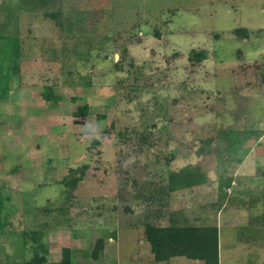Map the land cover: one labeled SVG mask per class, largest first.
I'll return each mask as SVG.
<instances>
[{
  "label": "rangeland",
  "instance_id": "obj_1",
  "mask_svg": "<svg viewBox=\"0 0 264 264\" xmlns=\"http://www.w3.org/2000/svg\"><path fill=\"white\" fill-rule=\"evenodd\" d=\"M37 1L0 0V264L32 258L30 229L51 262L204 264L154 260L160 211L216 226L220 264H264V0Z\"/></svg>",
  "mask_w": 264,
  "mask_h": 264
},
{
  "label": "trees",
  "instance_id": "obj_2",
  "mask_svg": "<svg viewBox=\"0 0 264 264\" xmlns=\"http://www.w3.org/2000/svg\"><path fill=\"white\" fill-rule=\"evenodd\" d=\"M38 3L44 5V9H47L48 5V7L52 6L59 10L62 4L61 0H47L37 1L34 5H37ZM235 32L239 34H246L247 30L245 28H237ZM122 50L123 51L121 52L120 59L115 61L114 63V68L116 71L125 72L128 75L129 73H132L129 68L134 66L135 59L131 58L132 56L129 55L128 49L123 48ZM189 58L191 60H197V62H201L206 58V53L204 51L192 50ZM168 60H170V58L166 57V61ZM126 65L129 68H125ZM137 70V74L131 77L135 82L144 76L143 68H138ZM124 81L127 82L125 77L121 78L119 83H121V85H124ZM49 87L50 90H47L46 87V90H43L44 92L42 94L44 98H55V93L53 90L54 86L50 85ZM132 89L137 91L141 88H139V86L136 84V86H132ZM8 90L9 86L7 80L5 85L0 88V92L2 93L1 96L5 97V94ZM88 111V105H80L76 114L79 117H85L87 116ZM171 154L172 155H169V157H175L173 153ZM87 167V164H83L78 168L70 167V173L76 175L73 176L69 174L64 176L61 180V183L65 187L74 189L77 184L83 179ZM161 191L162 193H168V191L166 190ZM163 218L164 215L160 211V213L157 214V218H155L157 222H155L154 220H150V222H147L145 225L146 239L150 244V249L154 255V260L156 262H165L174 257L181 256L188 259L203 261L204 264H220L218 241L219 237L218 229L216 226L189 225L187 224L186 219L181 212L180 215H177V213L169 212L167 216L169 223L167 225L160 224V220H162ZM24 236V246H26L27 243L31 242V249L34 252L32 258L29 261L25 262V264H92L87 259L77 260L75 251L70 247H63L61 250V259L51 262L47 257L49 253V245L48 241L46 240V233L44 230L30 229L27 233L24 232ZM27 236H29V238H27ZM104 246V236H98L95 245L90 253V258L92 260H100V257L104 252Z\"/></svg>",
  "mask_w": 264,
  "mask_h": 264
},
{
  "label": "crops",
  "instance_id": "obj_3",
  "mask_svg": "<svg viewBox=\"0 0 264 264\" xmlns=\"http://www.w3.org/2000/svg\"><path fill=\"white\" fill-rule=\"evenodd\" d=\"M231 248H233V247H231Z\"/></svg>",
  "mask_w": 264,
  "mask_h": 264
}]
</instances>
